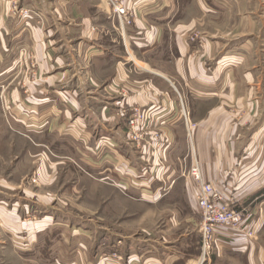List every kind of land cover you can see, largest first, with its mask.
Returning a JSON list of instances; mask_svg holds the SVG:
<instances>
[{"label": "crops", "instance_id": "0c3cea01", "mask_svg": "<svg viewBox=\"0 0 264 264\" xmlns=\"http://www.w3.org/2000/svg\"><path fill=\"white\" fill-rule=\"evenodd\" d=\"M128 1L137 12L125 29L105 0L93 3V15L82 10L86 1H57L68 11L60 12L59 20L68 16L71 24L49 31L52 40L45 42L43 54L35 51L47 76L31 82L29 100L39 109L34 116L47 138L44 143L29 138L31 171L40 181L53 178L49 168L62 164L51 160L57 152H45L46 161L37 163L36 146L55 151L54 134L66 129L64 136L76 139L75 145L60 143L61 160L82 170L90 166L97 180L121 183L135 176L138 166L142 198L169 202L184 187L190 208L200 214L198 187L190 175L197 162L206 182L234 208L252 215L246 230L254 237L217 232L216 262L264 264L259 241L264 235V7L261 12L259 5L264 1ZM133 107L155 115L145 140L152 147L146 146L136 165L124 116ZM7 155L5 145L0 147V174L11 165L1 162ZM5 175L0 182L22 178L17 171ZM15 196L0 190V233L7 237L0 252L6 245L15 260L62 262L64 255L56 254L58 246L48 238L56 224L49 217L25 220L33 205ZM193 225L198 230L200 215ZM180 239L167 258L156 255L148 263L200 264L199 243L189 251L182 249L187 237Z\"/></svg>", "mask_w": 264, "mask_h": 264}, {"label": "rangeland", "instance_id": "374dc122", "mask_svg": "<svg viewBox=\"0 0 264 264\" xmlns=\"http://www.w3.org/2000/svg\"><path fill=\"white\" fill-rule=\"evenodd\" d=\"M57 1L0 0V147L5 145V153L9 154L1 162L12 165L5 168L0 177L6 179L8 175L5 174L16 171L22 177L19 181L14 176L17 180L0 182V190L15 194L21 201H30L33 207L25 213V220L39 222L49 217L56 224L48 238L52 240L51 243L57 244L56 254L64 255V260L30 261L27 257L29 261L15 260L14 254L7 251L5 245V251L0 252V264H147L156 255L167 258L182 242L180 238L183 236L187 237L188 243L182 249H196L199 243L201 258V235L199 228L195 230L193 225L200 214L190 208V196L187 191H182L184 187L181 188L180 196L174 200L154 202L140 195L138 166L135 176L125 183L97 180L90 166H84L82 170L62 156L60 159L61 144L66 146L71 141V145H75L74 134L64 136L66 129L61 134L55 132V151L43 145L36 146L37 163L41 158L46 161L43 157L45 152H57V156H50L51 160L62 164L49 168L53 178L49 182L40 181L35 170L31 171L29 162L32 159L29 161V157H26L28 147H32L29 138L35 136L36 143H44L47 138L43 129L39 128L43 122L40 124L41 119L38 115L34 116V111L38 114L39 109L34 110L29 100L31 82L47 76L34 58L35 51L43 54L45 42L52 40L49 31L68 29L71 24L68 16H63L66 18L64 21L59 20L58 14L62 12L68 15V11L66 7L60 9ZM77 1H86L82 10L86 14H94L95 8L92 5L97 0ZM263 7L260 2L261 12ZM14 93L18 94V98H14ZM34 123L36 129L32 127ZM125 134L128 139L127 130ZM129 141L133 144L131 158L136 165L141 152L136 142ZM192 155L197 159L193 152ZM6 238V235L2 237L0 233V243L4 240L6 242ZM259 241L264 244V235L259 237ZM216 249L205 264H220L216 262Z\"/></svg>", "mask_w": 264, "mask_h": 264}, {"label": "built area", "instance_id": "2783aa9c", "mask_svg": "<svg viewBox=\"0 0 264 264\" xmlns=\"http://www.w3.org/2000/svg\"><path fill=\"white\" fill-rule=\"evenodd\" d=\"M105 1L123 29L134 24L137 10L132 7L130 1ZM197 39L198 35L191 38L192 41ZM124 116L127 118L128 139L134 143L136 142L140 152L145 153L146 146L152 147L151 143L145 142L149 135L150 125L155 119L152 109L133 107L125 111ZM192 129L193 126L189 129L190 138ZM191 172L198 187L196 201L201 216L199 232L202 244L200 260L201 264H205L210 260L217 247L216 235L218 231L226 229L236 233L245 232L248 237L254 235L253 231L246 230L247 223L252 218V215L245 210L240 211L234 208L215 185L206 182L197 162Z\"/></svg>", "mask_w": 264, "mask_h": 264}]
</instances>
